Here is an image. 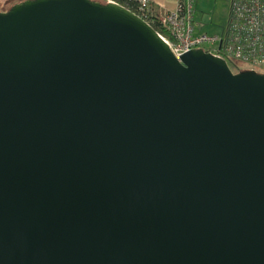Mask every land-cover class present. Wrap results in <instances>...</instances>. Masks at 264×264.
Instances as JSON below:
<instances>
[{"label": "water", "instance_id": "obj_1", "mask_svg": "<svg viewBox=\"0 0 264 264\" xmlns=\"http://www.w3.org/2000/svg\"><path fill=\"white\" fill-rule=\"evenodd\" d=\"M203 49L117 0L0 12V264H264V72Z\"/></svg>", "mask_w": 264, "mask_h": 264}, {"label": "built area", "instance_id": "obj_2", "mask_svg": "<svg viewBox=\"0 0 264 264\" xmlns=\"http://www.w3.org/2000/svg\"><path fill=\"white\" fill-rule=\"evenodd\" d=\"M194 1L180 0L176 9H157L152 0H138L142 11L157 13L161 24L170 30L171 35H161L178 57L191 48L203 47L229 63L243 60L251 69L264 72V0H232L227 24L218 33L196 29Z\"/></svg>", "mask_w": 264, "mask_h": 264}, {"label": "crops", "instance_id": "obj_3", "mask_svg": "<svg viewBox=\"0 0 264 264\" xmlns=\"http://www.w3.org/2000/svg\"><path fill=\"white\" fill-rule=\"evenodd\" d=\"M153 3L156 5L157 9H176L180 0H152ZM220 3L224 4L226 3V14L221 17L219 22L217 23H211L210 19L208 17V14L203 11L202 13H199L198 9L202 6L204 7V4L206 3V0H195V16H194V24L196 27H199L200 29L209 32V33H218L221 32L228 21L231 7H232V0H219ZM197 20H200V25L196 22ZM197 29V28H196ZM199 31V30H198Z\"/></svg>", "mask_w": 264, "mask_h": 264}, {"label": "rangeland", "instance_id": "obj_4", "mask_svg": "<svg viewBox=\"0 0 264 264\" xmlns=\"http://www.w3.org/2000/svg\"><path fill=\"white\" fill-rule=\"evenodd\" d=\"M26 0H0V12L7 11L14 3H24ZM226 3L222 4L219 0H206L204 7L202 6L198 9L199 13L205 11L208 14L211 23H217L221 19L222 16L226 14ZM200 25V20L196 21ZM200 32H207V29H200L196 27ZM239 63L240 68H250V64L246 61L239 60L237 61V65Z\"/></svg>", "mask_w": 264, "mask_h": 264}, {"label": "trees", "instance_id": "obj_5", "mask_svg": "<svg viewBox=\"0 0 264 264\" xmlns=\"http://www.w3.org/2000/svg\"><path fill=\"white\" fill-rule=\"evenodd\" d=\"M91 2H97V1H101L104 4L108 1V0H90ZM120 3H122L123 5H125L126 7L130 8L131 10L137 12L138 14H140L142 17H144L147 21H149L160 33L164 34V35H171L170 30L163 26V24H161L158 14L157 13H152V12H144L140 9V5L138 0H117ZM231 67L233 68L234 71H242V70H247L250 68H240L239 65H237L236 63L230 62Z\"/></svg>", "mask_w": 264, "mask_h": 264}]
</instances>
